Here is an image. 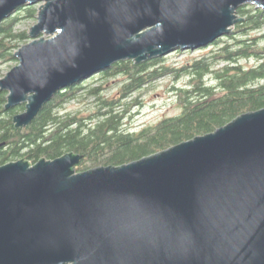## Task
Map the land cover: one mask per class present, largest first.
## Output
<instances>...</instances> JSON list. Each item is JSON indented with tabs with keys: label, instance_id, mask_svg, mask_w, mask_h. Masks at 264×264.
<instances>
[{
	"label": "water",
	"instance_id": "95a60500",
	"mask_svg": "<svg viewBox=\"0 0 264 264\" xmlns=\"http://www.w3.org/2000/svg\"><path fill=\"white\" fill-rule=\"evenodd\" d=\"M40 6L0 79L23 129L61 90L125 61L195 51L264 0H0ZM45 37H48L45 38ZM3 144H0V148ZM0 166V264H264V109L120 167Z\"/></svg>",
	"mask_w": 264,
	"mask_h": 264
},
{
	"label": "trees",
	"instance_id": "16d2710c",
	"mask_svg": "<svg viewBox=\"0 0 264 264\" xmlns=\"http://www.w3.org/2000/svg\"><path fill=\"white\" fill-rule=\"evenodd\" d=\"M20 10L28 18L35 16L32 7L23 5L2 22L0 62L16 61L15 50L28 39L27 32L14 31V25L20 21L17 16ZM236 13L243 21L229 35L208 45L218 46L226 41L209 57L178 67L167 65L165 57L141 64L116 63L56 93L23 129L14 128L12 110L4 109L7 94L0 91V144H3L0 165L14 158H25L35 164L41 159L54 160L74 153L83 156L75 167L76 172L120 167L212 133L243 114L264 109V37L253 36L264 30V10L245 5ZM250 60L256 65L251 68L243 65L242 62ZM219 64L224 65L219 67ZM185 76L188 85L176 91L181 105L179 115L164 118L140 131L123 129L121 122L126 107L123 101L127 97L162 78ZM96 77L98 80L122 78L117 84L120 97L105 98L102 86L83 87ZM79 99L95 100L90 116L67 112L66 106Z\"/></svg>",
	"mask_w": 264,
	"mask_h": 264
},
{
	"label": "rangeland",
	"instance_id": "374dc122",
	"mask_svg": "<svg viewBox=\"0 0 264 264\" xmlns=\"http://www.w3.org/2000/svg\"><path fill=\"white\" fill-rule=\"evenodd\" d=\"M42 5L43 3H39L32 7L35 10L34 11L35 16L31 18H28L26 16L27 13L24 10L22 11L20 10L19 12H17L18 13L17 16L20 18V21H18V23L14 25L15 26L14 31L29 33L31 27L37 23V15H38L37 11H39L40 6ZM252 7L255 8L254 6ZM237 17L240 16L238 15ZM233 28H231V30ZM253 36L263 38L264 30L259 33H254ZM45 38L48 39V37ZM29 42L30 39L28 38L24 43L19 44V46L22 47L23 45H26ZM225 42L226 41H224L222 44H219L218 46L205 47L202 50H195L189 52L181 51V53H175V52L171 53L167 57H165L167 58L166 64L173 67H178L186 63H191V62L193 63V61L204 59L212 55L214 51L216 50L218 51L219 47L226 44ZM17 63H18L17 60L9 61V62H0V79L4 78V76L7 73H9L12 68L16 67L18 65ZM242 63L243 65L249 68L256 65L254 60H250L248 62L244 61ZM223 65L224 64H219L218 66L220 67ZM122 80H123L122 78L98 80V78L96 77L91 81L86 82L83 85V87L90 89V88H96L102 86L103 95L105 98L118 99L120 96H119L117 84L121 83ZM188 81L189 79L186 76L179 77L178 79H174V77H165L153 83V85L144 88L141 92L136 93L130 97H127V99L123 101V104H125L126 106L124 109L125 113H124L123 121L121 122L123 129L131 132L140 131L141 129L147 126L158 123V121L164 118L175 117L179 115L181 111L179 107H181V105L179 102V98L177 97L178 93L176 91L179 88L188 85L189 83ZM175 87L176 89H174ZM5 93L7 94V92ZM93 102H95L94 99H87V100L79 99V101L76 100L66 106L67 112L69 113L80 112L81 114H83L84 117L90 116L92 113H90L89 111L93 109ZM24 109H25L24 105H21L12 110L13 112L12 115L14 116L15 114L22 113ZM19 160L25 161L30 165L33 164L27 161L25 158H14V160H10L7 163L16 162Z\"/></svg>",
	"mask_w": 264,
	"mask_h": 264
}]
</instances>
